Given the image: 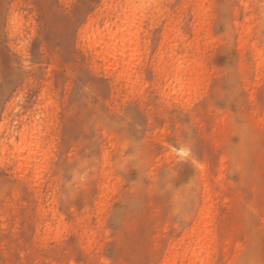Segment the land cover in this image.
<instances>
[{"label":"rangeland","instance_id":"obj_1","mask_svg":"<svg viewBox=\"0 0 264 264\" xmlns=\"http://www.w3.org/2000/svg\"><path fill=\"white\" fill-rule=\"evenodd\" d=\"M117 1L0 0V264H264V0H140L128 82Z\"/></svg>","mask_w":264,"mask_h":264},{"label":"bare ground","instance_id":"obj_2","mask_svg":"<svg viewBox=\"0 0 264 264\" xmlns=\"http://www.w3.org/2000/svg\"><path fill=\"white\" fill-rule=\"evenodd\" d=\"M139 1L140 0L117 1L118 4L116 5L114 10L116 16L113 15L116 18V21L111 24L115 26V29L112 30V28H110L107 24L106 26H103L105 27L103 31H100L101 29L93 31L89 28L88 29L90 32L88 31V29L87 33L86 31H83V37L88 42L89 48L94 53L96 58L104 63H110L114 66L116 81L128 82L135 73L134 67L132 65L131 55L134 49L138 47V33L134 32L119 36L117 32L124 26L134 25L137 21H141L146 18V15L142 13L143 9L141 13L135 12L137 8L136 3H139ZM195 2H197V0H195ZM153 4L155 7H157V4L155 2H153ZM203 11L204 10H202V7L199 5H197L193 10L194 16L198 21L205 20L206 16ZM191 49L197 52L198 46L192 45ZM199 72V64L197 63L196 59L191 65L185 68L177 69L174 72V75L175 82L178 86V91L180 93H183L189 90L193 86L194 81H197ZM181 76H184L185 79H182ZM198 228L199 230H201L202 225L199 224ZM200 241V237L194 240L192 244L193 248L189 250L190 247H188V251L186 252V254L189 252L192 253V255H195L198 252L197 248L201 247Z\"/></svg>","mask_w":264,"mask_h":264}]
</instances>
